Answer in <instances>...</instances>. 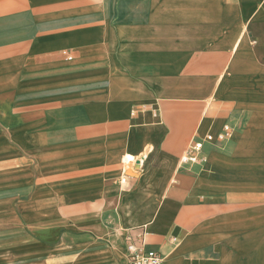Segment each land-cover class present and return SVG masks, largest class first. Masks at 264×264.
<instances>
[{
	"label": "crops",
	"instance_id": "crops-1",
	"mask_svg": "<svg viewBox=\"0 0 264 264\" xmlns=\"http://www.w3.org/2000/svg\"><path fill=\"white\" fill-rule=\"evenodd\" d=\"M138 235L264 264V0H0V264Z\"/></svg>",
	"mask_w": 264,
	"mask_h": 264
},
{
	"label": "built area",
	"instance_id": "built-area-1",
	"mask_svg": "<svg viewBox=\"0 0 264 264\" xmlns=\"http://www.w3.org/2000/svg\"><path fill=\"white\" fill-rule=\"evenodd\" d=\"M207 140L212 141L213 138L209 136ZM203 144L196 142L192 147V151L197 154L202 150ZM196 156L191 160L195 161ZM145 235H138L137 240L133 241L129 246L128 264H164V258L161 253L148 251L145 246Z\"/></svg>",
	"mask_w": 264,
	"mask_h": 264
}]
</instances>
